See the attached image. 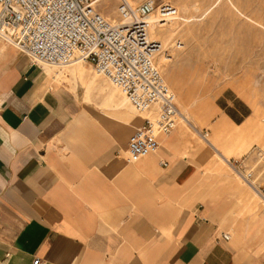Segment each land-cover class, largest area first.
Masks as SVG:
<instances>
[{
	"label": "crops",
	"instance_id": "obj_1",
	"mask_svg": "<svg viewBox=\"0 0 264 264\" xmlns=\"http://www.w3.org/2000/svg\"><path fill=\"white\" fill-rule=\"evenodd\" d=\"M55 74L0 37V264H264L263 205L217 155L253 159L250 116L212 124L217 153L181 125L131 164L143 120L90 118Z\"/></svg>",
	"mask_w": 264,
	"mask_h": 264
},
{
	"label": "rangeland",
	"instance_id": "obj_2",
	"mask_svg": "<svg viewBox=\"0 0 264 264\" xmlns=\"http://www.w3.org/2000/svg\"><path fill=\"white\" fill-rule=\"evenodd\" d=\"M121 1L100 0L96 7L107 19L117 21V7ZM128 1L136 5L145 0ZM155 1L158 5L170 4L178 11L176 18L161 28L157 27L156 32L162 30L164 53L170 57L169 62L160 64L157 61V64L177 96L180 111L188 109L185 115L192 118L199 131L209 133V140L212 124L225 112L236 122L242 120L241 115L250 116L256 144L252 151L254 161L247 160L249 155L237 161L247 172L253 170L258 187H263L264 0ZM43 67L63 77L76 66ZM83 67V79L73 84L78 85L85 103L97 109L87 114L90 118H109L124 123L125 117L133 121L138 119L132 115L136 112L129 103L122 101L125 97L116 88L98 77L90 65L83 64ZM214 145L217 147L216 143Z\"/></svg>",
	"mask_w": 264,
	"mask_h": 264
},
{
	"label": "built area",
	"instance_id": "obj_3",
	"mask_svg": "<svg viewBox=\"0 0 264 264\" xmlns=\"http://www.w3.org/2000/svg\"><path fill=\"white\" fill-rule=\"evenodd\" d=\"M98 3L0 0V37L29 57L33 65H90L98 77L106 79L125 97L136 113H145L147 116L132 133L125 151L127 162L134 164L157 153L160 138L170 135L180 121H187L157 64L163 51L161 43L151 39L153 25H165L178 16V11L167 3L158 5L155 0L136 5L122 0L117 7V21H110L97 10ZM155 15L158 22L151 24ZM208 134L200 132L207 141ZM229 164L257 193L264 210V186L258 187L253 172H247L240 161L231 160ZM161 165L167 166L163 162ZM39 263V259L34 262Z\"/></svg>",
	"mask_w": 264,
	"mask_h": 264
},
{
	"label": "bare ground",
	"instance_id": "obj_4",
	"mask_svg": "<svg viewBox=\"0 0 264 264\" xmlns=\"http://www.w3.org/2000/svg\"><path fill=\"white\" fill-rule=\"evenodd\" d=\"M97 1H100V0H97ZM126 1H128V0H126ZM129 3H130V1H128ZM187 21V20H186ZM156 22H158V18L156 17V16H154V17H152L151 18V24L152 23H156ZM166 25V24H165ZM165 25H159V24H154L153 25V27H152V33H151V39L152 40H155V41H159L160 43H161V46H162V48H163V51H162V53L157 57V61L158 62H160V64H164V63H166L167 61L169 62L170 61V58H167L168 56H165V55H163V52L165 51V48H164V45H163V40H161V38H162V30L161 29H159L157 32H156V28L158 27V28H161V27H163V26H165ZM163 55V56H162ZM159 59V60H158ZM161 59V60H160ZM83 64L84 63H78V64H76L75 66V68H74V70H72V72L70 73V75L69 74H65V76H63V77H59L58 75H57V73L55 74V79H57L58 81H61V82H66V83H70V82H74V81H76L77 83H79V80H81V79H83V77H84V67H83ZM54 79V80H55ZM54 84V83H53ZM58 84V83H57ZM78 85H76V86H74L73 87V90L74 91H77L78 90ZM113 90H114V88H113ZM116 91V90H115ZM114 91V92H115ZM78 93V92H77ZM116 93V92H115ZM122 101L123 102H127V100L124 98H122ZM121 109V108H120ZM187 111H188V109H186V108H184V110L183 111H181V113H183L182 115L187 119V121L189 122V124L187 123V121L186 120H184V121H181V123H179V126H181V125H187V126H189L190 128H192L193 129V131H195V133L196 134H198V135H200V131L197 129V126L193 123V120H192V118H190L189 119V117H187L185 114H187ZM131 113V112H130ZM132 115H134V116H136L138 119L139 118H141V120H143L147 115L144 113V114H134V113H132ZM135 120V119H134ZM125 121L129 124V125H134V121H133V119H131L130 117L127 119L126 117H125ZM200 137H202L201 135H200ZM203 138V137H202ZM208 141H209V143L206 141V143L213 149V151L215 152V153H217L218 151H217V147L214 145L215 144V141L212 143L211 142V140H209L208 139ZM220 157H221V159H222V161L224 162V163H226L230 168H231V170L233 171L234 170V168H232L231 167V165L229 164V161H228V157H225V156H223V155H221V154H219V153H217ZM233 173L235 174V176L236 177H238L240 180H242L244 183H245V180H243L239 175H238V173H235L234 171H233ZM247 184V183H246ZM254 193H255V195H256V197H257V199H258V201L260 200V198L258 197V195H257V193L254 191ZM261 201V200H260ZM262 203V202H261Z\"/></svg>",
	"mask_w": 264,
	"mask_h": 264
}]
</instances>
